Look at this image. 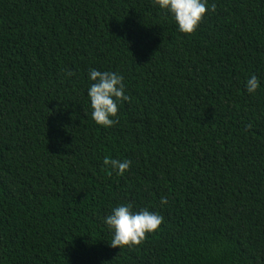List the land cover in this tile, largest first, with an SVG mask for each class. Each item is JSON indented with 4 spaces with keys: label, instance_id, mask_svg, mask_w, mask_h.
Returning <instances> with one entry per match:
<instances>
[{
    "label": "trees",
    "instance_id": "1",
    "mask_svg": "<svg viewBox=\"0 0 264 264\" xmlns=\"http://www.w3.org/2000/svg\"><path fill=\"white\" fill-rule=\"evenodd\" d=\"M208 5L184 34L152 0H0V264H264V0ZM90 68L127 85L107 129ZM124 202L164 219L120 250Z\"/></svg>",
    "mask_w": 264,
    "mask_h": 264
},
{
    "label": "clouds",
    "instance_id": "2",
    "mask_svg": "<svg viewBox=\"0 0 264 264\" xmlns=\"http://www.w3.org/2000/svg\"><path fill=\"white\" fill-rule=\"evenodd\" d=\"M152 3L170 16L177 30L184 34L194 33L206 12L215 10L214 5H208V0H152ZM87 78L91 82L86 94L92 120L105 129L117 124L119 105L130 99L126 94L124 76L119 72L90 68ZM260 87L261 81L255 74L246 78L244 88L248 94L257 93ZM131 163L128 159H103L104 167L118 175L127 171ZM160 203L167 204V198L161 197ZM163 219L162 215L148 207L135 209L133 204L124 202L111 206L108 214L102 218V223L111 235L110 247H119L121 250L141 244L147 234L158 230Z\"/></svg>",
    "mask_w": 264,
    "mask_h": 264
}]
</instances>
